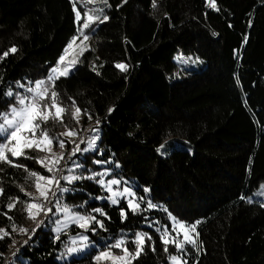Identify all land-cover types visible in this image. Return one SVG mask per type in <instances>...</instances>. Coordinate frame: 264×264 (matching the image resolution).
Masks as SVG:
<instances>
[{
	"label": "trees",
	"instance_id": "trees-1",
	"mask_svg": "<svg viewBox=\"0 0 264 264\" xmlns=\"http://www.w3.org/2000/svg\"><path fill=\"white\" fill-rule=\"evenodd\" d=\"M215 2L219 10L209 7L208 0H156L155 8L153 0H108L111 7L99 0L87 7L78 3L82 14L103 8L109 17L95 32H87L90 38L85 42L88 50L79 57L82 62L55 85L69 108L64 124L79 132L77 142L99 136L96 143L103 155L89 152L79 160L95 172L102 166L94 159H111L106 167L112 169V176L134 180L138 196L151 198L167 212L143 214L159 221L152 228L130 212L122 223L117 207L90 199L89 194H103L95 182L79 181L75 192L64 194L63 202L81 212L103 207L111 217L104 221L107 232L86 233L97 247L78 256L67 254L69 236L80 229L73 226L53 242L55 234L44 218L45 226L31 240L18 231L11 239L0 240V264H94L93 257L106 241L114 243L124 234L131 241L136 231L149 233L156 251L146 246V254L134 264H171L168 256L175 254L174 249L169 246L165 253L155 231L163 225L171 229L168 213L180 222H199L202 248L198 256L193 250L187 257L189 264L196 260L264 264V204L249 199L264 181V0ZM78 26L71 0H0V55L12 47L18 50L0 60V111L8 108L2 92L9 85L23 92L17 82L31 86L49 76L66 46L80 35ZM94 38L99 54L89 48ZM78 51L74 45L67 59ZM186 58L188 68L180 62ZM118 63L127 64L128 70L120 71L115 67ZM72 101L86 112L79 124L72 119ZM64 124L50 122L47 127L58 135L65 132ZM171 140L186 143L189 150L159 155V147ZM72 147L68 144L65 153ZM54 151H60L58 146ZM28 155L34 159L21 157L15 162L49 175L35 159L43 153ZM0 169L4 188L0 212L19 197L21 203L8 214L18 227L33 229L35 223L24 212L29 200L25 192L36 194L33 180L22 168L0 164ZM61 185L73 187L64 181ZM145 187L150 193L143 192ZM84 201L88 203L79 208ZM120 207L127 210L123 202ZM0 228L11 230L4 215ZM128 246L133 249L131 243Z\"/></svg>",
	"mask_w": 264,
	"mask_h": 264
},
{
	"label": "snow or ice",
	"instance_id": "snow-or-ice-1",
	"mask_svg": "<svg viewBox=\"0 0 264 264\" xmlns=\"http://www.w3.org/2000/svg\"><path fill=\"white\" fill-rule=\"evenodd\" d=\"M71 2L75 13V21L79 25L77 31L80 35L74 37L66 46L64 55L59 58L57 66L50 70V74L46 79L35 81L31 86H25L17 82V88L24 89L23 92L13 90L11 85H9L7 90L2 92L3 97L7 98L8 108L6 111H0V164L22 168L27 173V177L33 180L36 189L35 195L31 192H25L29 200L24 205V212L27 218L35 223V227L31 230L18 227L13 217L8 214L21 203L19 197H17L12 202L4 205L7 211L0 212V215H4L11 222L10 231L8 228H0V240L11 239L12 233L17 231L28 235L29 240H31L37 230L45 226L44 218H48L49 223L55 225L52 229L55 233L53 242L59 241L61 234H66L73 226L80 229L75 236L71 237V243L74 246H66L67 254L96 248V244L90 240L89 235L86 233L91 232L95 235L98 229L107 232L108 229L105 227L104 221L111 220V217L103 207L92 208L90 212H81L76 207L63 202L64 194L75 192L77 190L75 185L79 181H93L100 187L102 192L107 193V195L95 197L89 194V197L90 199L105 201L109 204V207H117L122 223L128 219V213L130 212L133 216L140 215L142 221L147 222L148 227L152 228L158 225L159 221L149 220V217L143 214L157 209L167 212V209L163 208L162 205L153 203L151 198L138 196L137 192L134 191V186L129 184L128 181L112 176V169L106 167V165L112 163L111 159H94V164L102 166L98 172H92L87 169L85 163L79 160V157L89 152L99 156L103 155L96 143L99 136L95 135L87 142L83 139L77 142L79 132L74 128H68L64 124V116L69 111V108L61 101L60 94L55 90V85L60 78L69 77L75 70L76 65L82 62L79 57L83 56L84 52L88 50L85 42L90 37L87 32H95L96 27L105 23L109 17L104 14L103 8L88 9L82 14V11L77 7L78 3H83L87 7L88 4H95L97 0H71ZM99 2L105 7H111L108 4V0H99ZM126 2L127 0H123V3ZM152 6L156 7V0H153ZM208 6L219 10L215 0H208ZM77 40L80 41L79 45H77ZM244 42L247 43V37H245ZM74 45L79 51L72 59H67L69 52L74 49ZM17 51L16 47L10 48L0 55V60L6 58L9 53L14 54ZM115 67L122 72L128 70V65L125 63H118ZM93 70H96L95 66H93ZM0 81H2V78H0ZM237 82L239 83V81ZM72 108L74 109L72 111V119L79 124V117L86 114V112L76 106L75 101H72ZM112 111L113 109L110 108L109 113ZM91 118L89 115L88 119ZM50 122L64 124L65 132L58 135L50 133L47 127ZM98 124L99 121L97 120ZM90 131L98 133V129H91ZM85 143L86 147L82 148L81 144ZM68 144H72L73 147L66 154L65 149ZM54 146H58L60 151H54ZM160 147L163 148L164 145ZM30 151L44 154L35 159L49 175L29 170L26 165L15 162L21 157L34 159L31 155H28ZM74 157L77 159H73ZM69 161L71 166H67ZM115 168H119V164H116ZM65 170L68 173L67 175L64 174ZM77 170L83 171L77 172ZM85 171L89 174L85 175ZM110 176L112 178H109ZM61 181L73 187L62 186ZM21 191H24V189L21 188ZM150 191V188H143L144 193H150ZM3 195L4 188L0 187V197ZM241 198L243 199V197ZM53 201L55 202L53 203ZM122 202L126 204L127 210L120 207ZM87 203L88 201H84L78 207L83 208ZM53 208H55V212H53ZM57 214H60L63 218L55 219L54 217ZM168 215L173 222L171 229H169L168 225L155 227V231L159 233L163 251L168 253L169 246H172L175 254H169L168 256L171 264H189L187 257L192 254L193 250H195V255L198 256L202 248V242L198 239L200 234L197 231L199 222L187 224L178 221L171 213H168ZM97 216L104 219H98ZM121 231L123 233V230ZM181 235L183 237L182 240L180 239ZM24 243L27 244L28 241L26 240ZM129 243L133 245L132 250L128 246ZM13 246H15V241ZM146 246L151 251H156L155 242L149 233L136 231L131 241L124 234L116 239L114 243L106 241L93 257V262L94 264H134L142 255L146 254ZM116 250H119V252ZM13 255L15 256V253ZM194 264H199V260L194 261Z\"/></svg>",
	"mask_w": 264,
	"mask_h": 264
},
{
	"label": "rangeland",
	"instance_id": "rangeland-1",
	"mask_svg": "<svg viewBox=\"0 0 264 264\" xmlns=\"http://www.w3.org/2000/svg\"><path fill=\"white\" fill-rule=\"evenodd\" d=\"M89 48L95 53V54H99V52H100V45H99V43H98V41L94 38V39H92V41L90 42V44H89ZM73 51H74V49L73 50H71L70 52H69V55H68V57L70 56V54H72L73 53ZM67 57V58H68ZM180 60V59H179ZM189 59H185V60H180V62H181V64H184L185 65V68H188L189 66H190V64H189ZM193 65H194V63H193ZM95 135H97V134H95ZM77 141H78V139H77ZM88 141V140H87ZM86 141V142H87ZM164 145V147L163 148H161V147H159V150H158V153H159V155H167V154H169L170 152H172V151H174V150H177V149H187V150H189V148H188V146H187V144L186 143H184V142H181V141H177V140H171V141H168L167 143H164L163 144ZM86 147V146H85ZM101 169H99V170H97V171H95V172H98V171H100ZM121 179V178H120ZM122 180H126V181H128L129 182V184H131V185H133L134 186V191H135V189H136V184H135V182H134V180H127V179H122ZM262 186H264V181L263 182H261L260 183V185H259V187L253 192V194L250 196V199L251 200H258V201H261L263 204H264V194H261V193H264V187H262ZM121 187H123V185H121ZM102 195H107V193H104L103 192V194ZM58 215V217L57 218H55V219H62L63 217L60 215V214H57ZM172 221V220H171ZM173 223V222H172ZM54 226L55 225H53V224H50V227L53 229L54 228ZM171 227H172V225H171ZM54 233V232H53ZM55 234V233H54ZM173 235H175V233H173ZM72 236H75V235H72ZM72 236H69V243L71 244V247L72 246H74V245H72V243H71V237ZM180 239L182 240L183 239V237H182V235H181V237H180ZM87 251V250H86ZM86 251H82V252H77V253H74V254H71V255H75V256H78V255H81L82 253H84V252H86ZM69 257V255L67 256V258Z\"/></svg>",
	"mask_w": 264,
	"mask_h": 264
}]
</instances>
